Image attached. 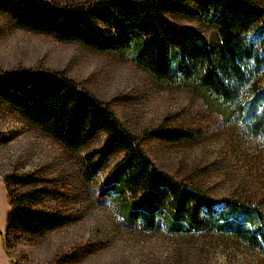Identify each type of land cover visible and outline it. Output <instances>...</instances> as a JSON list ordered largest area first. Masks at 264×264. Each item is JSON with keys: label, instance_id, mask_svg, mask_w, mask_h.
Returning a JSON list of instances; mask_svg holds the SVG:
<instances>
[{"label": "rangeland", "instance_id": "obj_1", "mask_svg": "<svg viewBox=\"0 0 264 264\" xmlns=\"http://www.w3.org/2000/svg\"><path fill=\"white\" fill-rule=\"evenodd\" d=\"M252 1L264 7V0ZM174 19L215 36L206 24ZM135 55L133 48L99 51L34 33L0 13V73L36 69L65 76L108 106L159 169L216 201L264 213V138L250 133L234 106L199 88L153 78L135 64ZM263 88L264 78L252 86ZM159 128L187 131L195 140L168 143L149 137ZM103 141L101 135L85 149L69 151L19 112L0 105V264H264L258 251L224 232H179L165 223L148 231L131 225L125 201L101 194L123 156L113 157L93 179L85 177V156ZM10 175L38 179L17 191L39 192L38 208L60 213L65 224L43 237L15 233L3 241L12 210Z\"/></svg>", "mask_w": 264, "mask_h": 264}, {"label": "trees", "instance_id": "obj_2", "mask_svg": "<svg viewBox=\"0 0 264 264\" xmlns=\"http://www.w3.org/2000/svg\"><path fill=\"white\" fill-rule=\"evenodd\" d=\"M0 13L19 28L80 42L99 51L134 49L135 64L153 78L199 88L234 106L250 133L264 138V7L252 0H99L87 4L49 0H0ZM184 17L208 25V38ZM6 104L69 151H80L104 136L85 156V177L93 179L117 155L101 194L125 201L127 221L148 231L162 223L179 232L220 231L264 257V213L231 200L216 201L159 169L140 149L138 139L89 91L65 76L36 69L0 73V105ZM149 137L168 143L194 141L174 128ZM39 182L30 175L6 178L12 234L43 237L65 224L63 215L38 208L37 191H17ZM238 216L239 219H237Z\"/></svg>", "mask_w": 264, "mask_h": 264}]
</instances>
